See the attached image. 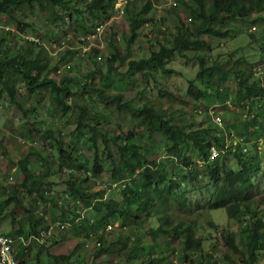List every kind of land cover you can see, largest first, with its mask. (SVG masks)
I'll return each instance as SVG.
<instances>
[{
  "label": "trees",
  "instance_id": "1",
  "mask_svg": "<svg viewBox=\"0 0 264 264\" xmlns=\"http://www.w3.org/2000/svg\"><path fill=\"white\" fill-rule=\"evenodd\" d=\"M114 2L0 0V16L16 27L14 30L7 27L0 35V96L5 94L8 102L20 108L17 97L19 86L24 85L27 92L23 100L27 110L44 109L50 121L47 127H42V123H38L37 128L31 124L27 138L36 130L38 135L30 144L16 142L15 145L12 135L5 137L0 131V164H6L5 173L13 168L21 177L15 182L9 180V176L4 177L11 184L10 188L4 187L5 197L0 200V223L21 209L26 213L20 219L27 221L32 231L23 233V223L18 220L17 233L24 237L39 233L40 228L35 227V222L39 220V224L42 218L35 217L32 210L24 206L19 196V188H22L24 196L33 204L48 203L54 217L50 218L51 222L59 219L74 227L71 237L78 240L74 247L68 255L49 257V264L68 263L69 255L78 247H88L86 240L95 243L92 258L86 264H92L101 255L111 254L118 256L119 264H131L141 250L147 258L139 264H175L172 261L174 252L175 260L181 264H256L259 252L264 251V209H255L251 199L252 176L261 170L256 152L250 153L255 145H251L249 153L239 147L228 152L235 161L233 165L222 158L226 153L210 161V147L220 149L223 146L214 134V127L209 125L207 113L202 122H197L193 114L180 119L172 116V111L168 112L161 105L157 106V102L144 97L146 87L135 90L131 98H125L123 92L128 86L135 88L138 82L146 85L150 79L160 86L155 75L158 72L162 74L160 79L179 73L166 67L177 53L186 60H196L199 66L196 80L188 81L186 95L198 102H209L214 98L213 104L218 102L223 106L222 117L228 115L224 112L230 109L231 101L226 102L232 95H235V101L242 98L238 105L240 109L229 115L234 120L226 126L243 142L257 138L259 130L255 129V124L264 116V73L255 77V81H250V77L254 65L264 61V43L260 46L259 56L251 62L246 61L241 52L233 58L237 51L226 60L213 59L209 53L210 41L231 35L233 28L227 25L235 22L263 25L264 0H174L166 12L184 14V18L178 19V24L173 26L175 32L160 41L157 49L137 60L130 59L128 49L123 56L113 49L104 58L96 46L82 52L83 47H69L67 43L53 56L45 46L25 38L19 42L15 39L33 29L28 14L41 12L45 14L47 26L58 27L73 20L76 30L73 36L77 37L78 44L84 45L82 35L109 18ZM136 3L138 0L128 1L123 16L128 24V35L124 37L126 46L135 38L140 22L151 9L150 2L139 9ZM86 15L90 17L91 28L87 25ZM248 34L256 39L255 34ZM76 55L81 63H86L83 70L77 69L71 76L69 72L73 65L69 62L74 61ZM123 66H126L124 72L119 69ZM212 89L214 97L210 96ZM229 89L234 94L226 91ZM158 95L167 99L172 97L162 87H159ZM133 98L138 100V105ZM96 105L103 111L93 108ZM105 112L115 118L113 122L107 120ZM127 117L132 118L134 124L121 137L117 135L120 122ZM53 123L59 127L70 126V129L68 132L55 130ZM106 123L114 125L115 129L109 132ZM262 127L264 129V125ZM18 145L25 148L24 153L19 151ZM112 145L117 156H113ZM86 150L91 151L89 158L84 155ZM13 151L18 152L17 158L13 157ZM55 157L59 171L66 174L63 195L67 197L61 196L58 200L50 194L51 182L45 181L42 175V167ZM107 160L111 165L108 170L104 168ZM166 163L173 164V172L165 170ZM105 170L109 179L103 182V188L93 190L98 185L96 179ZM202 176L211 180L214 186L207 209H224L227 217L236 220L238 225L237 234L232 230L221 233L226 253L220 259L214 251L204 253V237L197 232L198 216L204 213L191 214L186 206L184 189L194 187ZM113 184L116 186L106 198V189ZM163 186L168 187V193L160 195ZM83 208L92 212V220L85 216L75 223L77 209ZM152 218L158 223L156 227L152 225ZM116 223L120 229L117 233L114 232ZM208 227H215L211 220H208ZM174 240L179 243L176 251L172 248ZM33 244L38 246L35 258L38 264H47L40 256L44 246L36 241ZM17 249L16 257H19L22 248ZM183 255L191 256L185 260Z\"/></svg>",
  "mask_w": 264,
  "mask_h": 264
},
{
  "label": "rangeland",
  "instance_id": "2",
  "mask_svg": "<svg viewBox=\"0 0 264 264\" xmlns=\"http://www.w3.org/2000/svg\"><path fill=\"white\" fill-rule=\"evenodd\" d=\"M146 2H150L151 9L145 13V19L140 22V25L138 26L136 30V36L132 40V42L126 46L124 42V37L128 35V24L127 22L122 19L121 17H118L112 13H110V16L113 18L111 19L110 23L106 26L105 34H103V38H101V42L103 43L100 45L101 55L104 58L108 57V54L111 50H117L120 53V56H123L128 49L130 59H140L148 55L152 49H157L159 47L158 43L165 38L169 37V34H173L175 32L174 25L178 24V19L184 18V14L178 13L177 15H170L166 12V8L171 5V3L174 2V0H138V3H136V8L139 9V6L145 4ZM81 7L83 5L81 4ZM184 15V16H183ZM27 19L31 21V24H33V29L28 30L25 32L22 36H16L15 39L19 42L20 40L23 41V38L26 35H33L35 37H38L41 41L44 42L45 45H49L50 43H54L58 41H63L66 39V43L73 46H78L77 44V37L74 35L75 25L74 21L70 20L68 24H61L57 25L58 27L54 25H46V19L45 14H42L41 12H34L33 14H28ZM150 20V21H148ZM7 19L3 16H0V35L4 31L5 26L12 28L13 30L16 28L13 25L6 23ZM86 21L89 28H91V21L90 17L86 15ZM228 28H233L232 33L229 37L222 39V40H213L210 41V56L211 58H221L223 60H226L230 54H234L233 52L237 51L235 55H232L233 58L237 57V54L241 52L245 58L246 61L251 62L255 60V57L259 56L260 54V46L262 45V42L264 43V24H256V23H244V22H235L227 25ZM256 28V29H255ZM30 31V32H29ZM254 31V32H253ZM250 34H255L256 39L253 40L251 37H249ZM263 33V34H262ZM68 34V35H66ZM67 36V37H66ZM110 42L112 45H110ZM106 47V48H105ZM58 54V53H57ZM97 55V54H96ZM102 58V60H104ZM55 59V58H54ZM75 60L69 62L71 65H73V68L69 74L73 76L77 69L83 70L84 69V61L81 63V59L79 58V55H76ZM57 60V58H56ZM55 60V61H56ZM231 63V61H229ZM64 65V64H63ZM100 65V64H99ZM167 68H171L175 70L176 72L171 77H167L160 79L162 76L161 73H156L155 75L159 79V82L161 85L155 84L152 79L148 80V82L145 84L138 82L134 87H127L123 94L125 98H131L133 97L135 90H141L143 87H146L144 89L145 94L144 97L149 98L153 102H157V106L161 105L162 109H167L168 112L172 111V116H178L180 119H185L188 117H192L191 115L194 114V119L197 122H202L205 111H208V108L213 107L216 108L218 112H222L221 105L216 106L213 104V99L211 98L208 100L209 102H198L195 100H192L188 95H186L187 85L189 80H194L195 76L199 70L198 62L195 60H186L184 57H180L179 54H175L172 60H170L167 65ZM122 72L125 71L126 66L119 67ZM63 72V71H62ZM62 74V73H60ZM255 75L254 73L250 77V81H255ZM196 80V79H195ZM232 80L230 79L229 82ZM198 84V82H196ZM229 85V84H228ZM224 87V85H222ZM121 88L120 86H118ZM159 87L164 88L166 91L170 92L172 94V97L167 99L165 97H160L158 95ZM227 88H230L228 86ZM214 92V90H211ZM229 91L230 94H234L231 92V89L226 90ZM27 89L24 85L19 86V96L17 97L18 101L21 102L22 107L19 108L16 104H11L8 102V98L4 94V96H0V131H2L6 136L10 137L11 135L16 141L15 145L17 144V138L20 137H27L29 128H32L31 124L35 125L36 128L38 127V123H42V127H47V125L50 123L48 120L47 112L44 109H39V111H28L27 110V104L24 102V95L26 94ZM212 96V95H211ZM231 96V95H230ZM213 97V96H212ZM235 95H232L230 100V103H234V106H231L229 110L225 111L227 116L224 118L226 120H234L233 116H229L230 113L234 114L238 111L239 104L242 102V98H239L238 100H234ZM136 98H133V100ZM134 103L138 105V100H134ZM236 104V105H235ZM96 108L99 111H103L102 108L98 105H96ZM200 109L201 113L195 114L194 110ZM223 113V112H222ZM105 115L107 117V120L113 122L115 118L109 113L105 112ZM224 116V114H223ZM264 116L260 117L261 120L258 122V130L264 133V129L262 127L263 124V118ZM26 124H29L27 126ZM121 124V129L118 130V134L121 137H124V134L131 130L134 120L130 117L125 118ZM210 125V123H209ZM52 128L61 129L63 132H68L70 129V126L63 125L62 127H59L58 124L53 123ZM107 127V130L109 132H112L115 129L114 125H109L106 123L105 125ZM211 126V125H210ZM26 127V129H23ZM10 134V136H9ZM37 130L34 131V134H30V139L37 140L36 138ZM145 136V135H144ZM263 136V135H260ZM35 137V138H34ZM146 137V136H145ZM144 137V138H145ZM159 141L158 138L154 140ZM157 143V142H156ZM11 146V144H10ZM19 146V145H18ZM111 150L113 151V156H117L114 151L115 147L112 145ZM258 152H256V156L259 159V162L261 164V170L258 171L255 175L252 176V186L253 188L250 189L252 192L251 199L254 200V208L258 210L264 209L263 207V200H264V146L262 147V144H258V148L256 149ZM20 152H25V148L22 146H19ZM254 152L252 151L251 154ZM17 151H13L12 155L14 158H17ZM91 154V151L86 150L84 151V155L89 158ZM16 156V157H15ZM222 158L226 159V163H231L232 165L235 163L234 160H232V157L227 154L223 155ZM53 159V157H52ZM164 159V158H163ZM57 157L54 158V160H51L48 163H46L42 167V175L45 177V181L51 182V190L50 194H52L53 197L56 198V200L61 199L62 194L66 192L65 190V178L66 174L62 171H59L58 164L56 162ZM109 160L104 162V168L108 170L111 165L109 164ZM47 165H49L47 167ZM6 164L1 162L0 164V170L2 175H0V200H2L5 197L4 187L10 188V182H6L4 180V177L13 176L14 181L20 180V175L17 174V171L13 168L7 173L6 172ZM165 170L169 172H173V164L166 163V166L164 167ZM47 169V171H46ZM105 170V171H106ZM46 171V173H45ZM67 172L66 170H64ZM107 171L100 176L101 181H105L107 177ZM19 177V178H18ZM99 180V179H98ZM99 180V181H100ZM98 186L94 187L93 190H98ZM8 192H10V189H6ZM185 190V199L187 201V208L189 209V212L192 214H198L204 213L198 216V229L197 232L201 236L204 237L203 241V250L204 253H207L208 251H214V253L217 254V258H220L226 253V248L223 242L221 241V233L224 231H230L232 230V233H238V225L236 220L229 219L226 215V212L224 209H207V204L210 199L211 194L214 191V186L211 182V180H208L206 177L202 176L200 178V182H198L194 187H190ZM160 195H165L168 193V187L163 186L160 188ZM111 193L107 194L105 196L106 198H109ZM19 196L23 199L24 206H28L35 217L39 218L38 216L40 214L46 215L48 218H54L48 207V203H39V204H33L29 198H26L24 196V191L22 188H19ZM65 198V197H62ZM9 211L8 209H6ZM72 210V208H70ZM174 211H177V208L174 209ZM0 212H2L0 210ZM16 215L10 217L8 216L6 220H3V222L0 223V231L2 233H5L7 235H10L12 237H20L16 231L18 226V220L19 223L22 222L20 219V216L22 214L26 213L23 212L21 209L15 211ZM56 216V215H54ZM89 221L92 220V212L85 211V215ZM208 220H211L214 224V228L208 227ZM39 220L35 222V227H39L40 229L44 228L47 221L42 220L38 224ZM23 233L26 234L29 230L32 231L31 227L29 226L27 221H23ZM157 222L155 218H152V225L154 227L157 226ZM39 225V226H38ZM117 227V223L115 224ZM114 228V232L117 233L118 230H120L118 227ZM74 227L65 225L63 228H54L53 229V236L52 238H48L43 243L44 248L41 250V259L45 260L47 264H49V257L51 256H59V255H68L70 250L74 247L76 242L78 241L77 238L71 237L74 234ZM22 233V234H23ZM235 236V235H234ZM236 238V237H235ZM79 239L82 241L86 240L84 238ZM238 240V239H236ZM88 247L78 249L75 251L74 254L69 255V262L66 263L65 261H62L61 264H86L87 260L92 258L93 254V241L86 240ZM172 248L175 249V251L178 249L177 241H172ZM15 248L21 247L20 241H15ZM36 244H32L30 248V256H31V264H38V261L36 258V250L38 249V246ZM80 249V250H79ZM19 249H16L18 252ZM39 252V251H38ZM167 253V252H166ZM228 253H230L228 251ZM175 252L173 253L172 261L175 262V264H181V261L175 260L176 257H174ZM191 255H188L185 257L183 255V258L185 260H188ZM172 256H170L171 258ZM118 256H114V254L111 255H101L97 258H95L94 261H92V264H119V260L116 259ZM147 258L146 255L143 253V250H141L135 258L132 259L131 264H139L142 261H146ZM125 264H127L125 262ZM257 264H264V251H261L258 255V261Z\"/></svg>",
  "mask_w": 264,
  "mask_h": 264
},
{
  "label": "clouds",
  "instance_id": "3",
  "mask_svg": "<svg viewBox=\"0 0 264 264\" xmlns=\"http://www.w3.org/2000/svg\"><path fill=\"white\" fill-rule=\"evenodd\" d=\"M128 1H130V0H115L113 6L111 7L110 13L113 12V14L116 15L117 17L119 15V17L124 19L123 16L125 14L126 4ZM112 18H113V16L112 17L109 16L108 19H104L101 22L95 24L93 29L90 32L82 35L81 41L85 42L84 45H80V44H77L78 46L69 45V47H76V48L83 47L82 52H85V51L88 52L92 46H96L100 50L101 49L100 45L103 44L100 40H101V38H103V34H105V31H106V26L108 23H110ZM5 29H7V26H5ZM92 34L94 35L93 38L91 37ZM24 38L27 40L33 41L34 43H36L38 45L45 46L53 56L58 53V50H60V47L66 46L65 44L67 41L66 39H64L63 41H59L60 43L54 42V43H50L49 45H45L43 41H41L38 37H35L33 35H26ZM59 44H60V46H59ZM101 50H100V52H101ZM100 52H99V55L101 54ZM252 70H253V73L255 75H257V76L262 75L264 73V61H262L261 63L255 64L254 67L252 68ZM221 88H224V87L221 86ZM211 95L214 97L215 96L214 92L211 91L210 96ZM229 100L226 103L230 102ZM215 105L216 106L221 105V107H223L222 104L218 103V102H216ZM231 106H234V104L231 103ZM204 111H205V113H207L209 115V120H210L209 123H210L211 127H214V129H215L214 134H215L216 138L219 140V142L221 143V146H223L220 149L216 148L215 146L210 147V153H209L210 161L215 160L221 154H225V153L228 154V152H230L232 150L235 151L236 147H239L243 152L249 153V148L251 147V145L254 144L255 149H251L250 153L252 151L255 153V152H258V150H256L258 148V144H262V147L264 146V133H262L261 131H259V133H258L259 136H257V138L252 139L249 142H243L242 138L240 136H238V134L236 132H234L233 130H230L226 126V123L228 122L230 124V121L226 120L224 117H222V115H221L222 112H218L216 110V108H214V106L208 108V111L207 110H204ZM194 113L200 114L201 110L195 109ZM262 120H263V124H262V126H263L264 125V117L262 118ZM255 129H258V122L255 124ZM260 135H263V136H260ZM17 142L20 145H25V144H30L32 142V140L30 138H27V137H20V138H17ZM257 160H259V159L257 158ZM210 161H208V162H210ZM8 179L14 180L13 176H11V175L8 177ZM98 179L100 180V178L96 179L97 184H98L96 186H98L99 189L103 188L104 187L103 182H105V181L104 180L99 181ZM94 180H95V178H94ZM115 186H116V184H113L110 188L107 187V189H106L107 192H105L106 193L105 196L107 194H109V192L113 188H115ZM63 197H67V196L63 195ZM87 210H88V208H83V209H79V210L77 209L76 212L78 213V216L74 219V222L78 223L80 220H82L85 217L84 216L85 211H87ZM39 216L42 218L41 220H45V221H47V223L44 226V228L39 229V233L37 235L30 234V235H28V237H24L23 235H19L20 237H12V236L7 235L5 233H2L0 231L3 235L10 237L13 240L11 248L13 251L14 258L18 261L28 259L29 264H31L30 263L31 262L30 248H31L34 241L43 245L45 240H47L48 238H50V239L52 238V236L54 234L53 233L54 228H58V227L63 228V227H65V225L70 226L68 223H66L64 221L61 222L59 219L54 221V222H51L50 218H48L46 215L40 214ZM92 239H93V237H92ZM15 241L21 242L22 250L20 251V256H21L20 258L16 257V249L17 248H15V244H14ZM86 245L87 244L85 243V246ZM260 252H259V254H260ZM257 261H258V256H257ZM257 261H256V264H257Z\"/></svg>",
  "mask_w": 264,
  "mask_h": 264
},
{
  "label": "built area",
  "instance_id": "4",
  "mask_svg": "<svg viewBox=\"0 0 264 264\" xmlns=\"http://www.w3.org/2000/svg\"><path fill=\"white\" fill-rule=\"evenodd\" d=\"M93 38L94 35L92 34ZM13 240L0 232V264H29L28 259L18 261L14 258L12 251Z\"/></svg>",
  "mask_w": 264,
  "mask_h": 264
},
{
  "label": "crops",
  "instance_id": "5",
  "mask_svg": "<svg viewBox=\"0 0 264 264\" xmlns=\"http://www.w3.org/2000/svg\"><path fill=\"white\" fill-rule=\"evenodd\" d=\"M21 256L19 255V258H20Z\"/></svg>",
  "mask_w": 264,
  "mask_h": 264
}]
</instances>
